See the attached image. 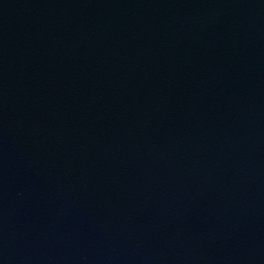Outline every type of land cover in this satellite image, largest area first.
<instances>
[{
    "label": "water",
    "instance_id": "obj_1",
    "mask_svg": "<svg viewBox=\"0 0 264 264\" xmlns=\"http://www.w3.org/2000/svg\"><path fill=\"white\" fill-rule=\"evenodd\" d=\"M0 264H264V0H0Z\"/></svg>",
    "mask_w": 264,
    "mask_h": 264
}]
</instances>
